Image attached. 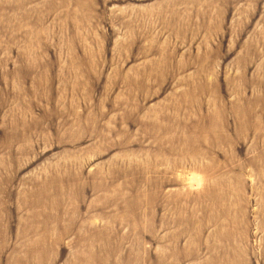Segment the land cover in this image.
<instances>
[{
	"label": "rangeland",
	"instance_id": "obj_1",
	"mask_svg": "<svg viewBox=\"0 0 264 264\" xmlns=\"http://www.w3.org/2000/svg\"><path fill=\"white\" fill-rule=\"evenodd\" d=\"M0 264H264V0H0Z\"/></svg>",
	"mask_w": 264,
	"mask_h": 264
}]
</instances>
